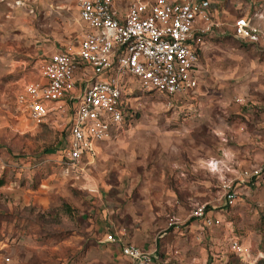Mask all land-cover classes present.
<instances>
[{
    "label": "rangeland",
    "instance_id": "obj_1",
    "mask_svg": "<svg viewBox=\"0 0 264 264\" xmlns=\"http://www.w3.org/2000/svg\"><path fill=\"white\" fill-rule=\"evenodd\" d=\"M248 1L253 9L264 5ZM73 4L63 15L57 7L42 13L41 29H54L43 39L49 54L50 42L75 46L86 31ZM206 45L204 76L191 97L134 86L130 126L81 160L92 170L89 182L64 171L68 119L36 124L17 109L15 97L11 112L0 107V264H129L116 244L104 242L112 224L168 264L264 259V184L235 180L237 202H218L225 180L234 178L226 165L259 162L260 149L247 136L264 119V43L227 35ZM33 66L27 68L31 79L40 76ZM211 159H221L224 170H209ZM205 202L220 225L208 227L191 216ZM232 236L250 247L249 257L233 250Z\"/></svg>",
    "mask_w": 264,
    "mask_h": 264
},
{
    "label": "built area",
    "instance_id": "obj_2",
    "mask_svg": "<svg viewBox=\"0 0 264 264\" xmlns=\"http://www.w3.org/2000/svg\"><path fill=\"white\" fill-rule=\"evenodd\" d=\"M86 24L79 44L43 59L40 80L30 82L17 96V104L36 124L51 115L68 116L70 139L63 149L66 172L78 171L85 154L94 155L95 144L117 138L135 117L132 91L135 85L147 92L169 97L190 96L200 84L201 54L195 37L223 34L224 23L216 19L210 0H70ZM261 12L241 16L231 25L234 38L251 44L264 41V28L255 23ZM85 78L79 85L78 76ZM263 159L251 167H229L235 175L225 180L218 202L224 207L237 202L233 181L264 184ZM209 170H224L221 159H211ZM211 207H216L212 205ZM210 203L195 206L191 216L205 226L220 225L210 214ZM172 224V223H171ZM104 242L114 243L131 264H168L156 249L147 250L109 233ZM233 250L250 256V247L237 236L230 238ZM7 262L11 257H5Z\"/></svg>",
    "mask_w": 264,
    "mask_h": 264
},
{
    "label": "crops",
    "instance_id": "obj_3",
    "mask_svg": "<svg viewBox=\"0 0 264 264\" xmlns=\"http://www.w3.org/2000/svg\"><path fill=\"white\" fill-rule=\"evenodd\" d=\"M211 1V10L216 19L222 21L224 23L221 31L223 34L215 33V35L210 34H201V32H196L195 41L198 47V50L202 56L204 55L205 49L207 48V40L211 38L220 39L221 37L230 35L233 36L231 25L234 20L238 17L245 16L250 17L253 16L256 12H261L264 15V5L255 6L253 9V5L249 3L248 0H210ZM252 2V0H250ZM73 4L70 0H0V107H6L4 111L11 112L12 106L10 107L11 100L17 99L18 94L24 91L26 85L30 82L37 81L41 79V76L35 79H31V75L27 68L34 66L35 69L38 70V66L43 59H47L52 54L63 51L67 49L71 44L65 41H59L58 43L50 42L49 50L52 52L49 54L47 51L48 45L43 43V39L45 35H48V31L51 34H54L53 24H50V30L45 32L41 29L40 25L42 23V13L48 14L57 7V9L62 10V15L65 8L69 7ZM75 6V4H73ZM76 8V6H75ZM77 9V8H76ZM79 15V14H78ZM255 23L259 24L262 28H264V16L262 18H255ZM87 29V26H86ZM238 40V39H237ZM80 41V40H79ZM264 43V41H262ZM79 44V42H78ZM77 44V45H78ZM76 46V45H75ZM39 73V71H38ZM204 70L202 61L200 64V82L203 78ZM40 75V73H39ZM79 85H83L85 82V78L83 74L80 73L78 76ZM134 90V89H133ZM133 93V91H132ZM132 95V94H131ZM186 96L183 98L191 97ZM182 97V96H179ZM132 100V99H131ZM17 105V109L23 111L17 104V100L15 101ZM133 103V102H132ZM24 115L26 114L23 111ZM5 120L2 124H7V115L3 113ZM23 116V115H22ZM57 120L68 119V116L61 115H51L48 118H54ZM47 118V119H48ZM128 127L130 124L127 125ZM127 126L123 128V132L126 130ZM123 132L115 139L106 140L102 142H98L95 144V153L93 156L102 152L103 147H107L110 143H113L115 140L120 138ZM247 141L252 142L255 146L259 147V164L262 159V150H261V141L264 140V119L261 124L258 125L255 131H251L248 133ZM108 144V145H106ZM85 154L84 156H86ZM83 156V157H84ZM63 158V156H62ZM83 159V158H82ZM82 163V161H81ZM253 164V165H256ZM238 164L233 165L232 167L240 168V167H251ZM64 171L65 166L63 165ZM66 174L71 175L76 179H82L87 182L90 179L92 170L89 169L84 164H80V168L78 171L66 172ZM232 177H235L233 173H231ZM250 184V183H247ZM199 220V219H197ZM202 221V220H201ZM117 233L123 237L126 242H131L128 239V235L120 229L119 227H115L114 224L111 226V230L109 233ZM133 243V242H131ZM118 246V245H117ZM119 255L128 260L129 264H131L130 260L123 256L120 247ZM145 249V248H144Z\"/></svg>",
    "mask_w": 264,
    "mask_h": 264
},
{
    "label": "trees",
    "instance_id": "obj_4",
    "mask_svg": "<svg viewBox=\"0 0 264 264\" xmlns=\"http://www.w3.org/2000/svg\"><path fill=\"white\" fill-rule=\"evenodd\" d=\"M5 184V181L3 178L0 179V186L4 185ZM159 253V252H158ZM160 254V253H159ZM162 256V254H160ZM163 257V256H162ZM257 264H264V259H260Z\"/></svg>",
    "mask_w": 264,
    "mask_h": 264
}]
</instances>
